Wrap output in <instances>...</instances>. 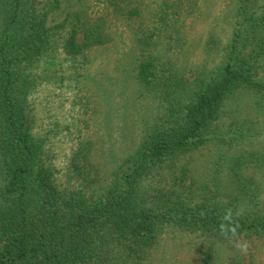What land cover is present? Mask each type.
I'll return each mask as SVG.
<instances>
[{
    "label": "trees",
    "instance_id": "1",
    "mask_svg": "<svg viewBox=\"0 0 264 264\" xmlns=\"http://www.w3.org/2000/svg\"><path fill=\"white\" fill-rule=\"evenodd\" d=\"M79 1L80 9L49 26L48 18L61 9L62 0H50L42 9L37 8L38 0H0V64L4 63L0 73L8 82L0 99L7 110L8 144L21 156L5 189V197L13 202L0 205V264H148L149 250L169 227L198 237L201 244L195 254L203 264H214L219 257L216 242L229 250L231 264H257L250 255L264 247V201L259 198L264 191L246 188L242 170L261 167L264 156L254 157L251 152L245 164L236 160L230 177L223 179L220 167L225 164L216 165L211 180L197 189L186 183L192 173L182 159L200 147L203 130L221 118L227 104L257 97L264 115V12L258 14L253 4L244 5L249 0H239L222 62L207 74L199 70L188 75L165 54L155 52L160 44L153 47L154 36L144 35V28L162 23L165 37L176 33L181 39L185 23L180 18L196 11V0H156L149 11L147 0ZM121 21L135 23L139 43L135 47L141 50L134 75L137 96L141 101H157L162 110L152 120L142 121L138 148L122 160L116 158L118 164L99 189L94 187L100 180L99 169L87 151L91 143L85 146V140L78 141L72 159L78 184L61 183L45 143L32 131L28 96L37 76L28 68L53 52L60 39L62 53L83 70L93 48L116 39ZM13 46L17 49L11 59L6 58ZM124 52L117 59L127 72ZM247 121L246 134L259 133L256 126L246 127ZM32 164L36 188L31 191L24 175ZM231 180L232 190L226 187ZM245 180L256 181L248 175ZM236 205L245 209L235 239L247 241L246 254L219 233L225 209ZM17 217L18 228L13 225Z\"/></svg>",
    "mask_w": 264,
    "mask_h": 264
},
{
    "label": "rangeland",
    "instance_id": "2",
    "mask_svg": "<svg viewBox=\"0 0 264 264\" xmlns=\"http://www.w3.org/2000/svg\"><path fill=\"white\" fill-rule=\"evenodd\" d=\"M38 1L37 8L42 9L50 0ZM147 2L149 11L156 0ZM195 3L196 11L180 18V22L185 23L181 32L183 34L184 31L182 40L176 33L165 37L162 23H150L144 28V35L154 36L153 47L160 44L155 52L165 54V59H172L177 68L188 75L199 70L207 74L222 62L224 49L233 36L236 10L240 4L239 0H196ZM61 4V9L48 18L49 26H56L70 11L81 8L79 0H62ZM250 4H253L252 8L258 14L264 12V0H249L244 5ZM134 25V22L121 21L116 28V39L103 47L93 48L90 51V61L83 70L76 68L79 66L77 61L62 53L60 39L55 43L53 52L49 51L41 62L28 68L29 73L37 76L34 86L30 87L31 95L28 96L33 107L32 131L45 143L61 183L78 184L72 159L78 149V141L85 140V146L88 141L91 143L87 151L92 152V159L97 164L94 168L99 169L97 173L100 180L94 186L99 189L102 186L100 184L108 181L109 174L118 164L116 158L121 157L122 160L138 148L142 121L152 120L162 110L157 101H141L136 93L137 82L134 75L141 50L135 47L139 43L133 32ZM178 39L181 41L178 42ZM115 42L121 46L112 47ZM13 47L15 48L7 50L6 58L11 59L17 49L16 46ZM121 51H125L123 67L128 68L127 72L122 70L117 59ZM54 56L55 59L52 58ZM0 71L3 70L0 68ZM261 73L264 75V69ZM2 75L0 73V95H3V88L8 83ZM11 91H14V87ZM259 100L260 98L247 96L236 104H227L222 109L221 118L203 130L199 138V142L202 141L200 147L193 149L182 159L183 164L191 167L189 174L192 173V176L186 182L189 186L192 184L191 189L209 182L220 164H225L220 167L223 170L220 178L223 179L226 175L230 177V167L236 160L240 159V164H245L246 161L243 160L251 152L256 153L254 157L264 156V115L260 110L262 105L257 102ZM6 111L0 99V205L13 202L11 197H5V189L9 186L12 171L19 167L21 161L18 151L8 144ZM237 116L239 118L234 122ZM244 119L249 120L246 127L256 126L259 133L246 134L248 130L244 129ZM240 135H243L241 139L234 138ZM34 166L32 164L31 171L24 175L31 191L36 188ZM260 171L264 172V165H252L250 170H242V182L246 188L260 187L264 191V173L261 174ZM247 175L256 181L247 183ZM231 183L232 180L226 187L232 190ZM209 185L212 189L215 188L212 182ZM183 191L186 190L183 188ZM259 198L264 201V196ZM259 198L254 197L255 200ZM19 221L17 217L14 227H19ZM200 244L196 235H187L180 228L169 227L158 243L149 250L146 261L148 264H203L195 254ZM214 247L219 250V257L214 264H231L229 250L217 242ZM251 256L255 257L257 264H264V247L251 254L250 258ZM242 259L244 261L246 255Z\"/></svg>",
    "mask_w": 264,
    "mask_h": 264
},
{
    "label": "clouds",
    "instance_id": "3",
    "mask_svg": "<svg viewBox=\"0 0 264 264\" xmlns=\"http://www.w3.org/2000/svg\"><path fill=\"white\" fill-rule=\"evenodd\" d=\"M245 209L243 205H236L225 209L219 224V233L225 239L233 243L241 253L246 254L248 251V243L242 239H235L239 235L240 218L244 215Z\"/></svg>",
    "mask_w": 264,
    "mask_h": 264
}]
</instances>
